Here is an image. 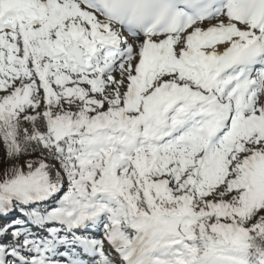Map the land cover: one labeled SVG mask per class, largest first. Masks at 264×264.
Listing matches in <instances>:
<instances>
[{"label": "snow or ice", "instance_id": "1", "mask_svg": "<svg viewBox=\"0 0 264 264\" xmlns=\"http://www.w3.org/2000/svg\"><path fill=\"white\" fill-rule=\"evenodd\" d=\"M0 264H264V0H0Z\"/></svg>", "mask_w": 264, "mask_h": 264}, {"label": "rangeland", "instance_id": "2", "mask_svg": "<svg viewBox=\"0 0 264 264\" xmlns=\"http://www.w3.org/2000/svg\"><path fill=\"white\" fill-rule=\"evenodd\" d=\"M114 75H116V77L119 78V74L118 73H114Z\"/></svg>", "mask_w": 264, "mask_h": 264}]
</instances>
